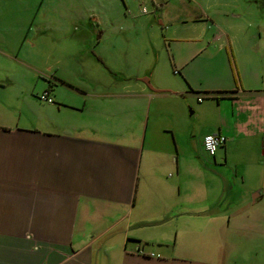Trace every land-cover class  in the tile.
Returning <instances> with one entry per match:
<instances>
[{"label": "crops", "instance_id": "crops-1", "mask_svg": "<svg viewBox=\"0 0 264 264\" xmlns=\"http://www.w3.org/2000/svg\"><path fill=\"white\" fill-rule=\"evenodd\" d=\"M262 7L264 0H0V264H219L215 251L178 255L180 238L211 228L226 244L233 226L264 223L213 213L191 177L182 190L183 175L198 167L210 179L220 174L225 189L253 176L241 201L264 209ZM150 31L160 43L150 44L149 62L142 36ZM218 41L222 53L209 49ZM165 47L187 82L173 92L185 102L178 116L148 93L168 77L157 68ZM137 48L146 62L133 61ZM215 61L224 63L217 72ZM90 62L109 67L108 88L97 89L102 77L87 71ZM46 91L53 102L40 98ZM200 92L208 100L197 96L198 105L215 115L205 135L227 141L197 167V142L182 121Z\"/></svg>", "mask_w": 264, "mask_h": 264}, {"label": "rangeland", "instance_id": "rangeland-1", "mask_svg": "<svg viewBox=\"0 0 264 264\" xmlns=\"http://www.w3.org/2000/svg\"><path fill=\"white\" fill-rule=\"evenodd\" d=\"M204 1H210V0H204ZM217 0H211V2H214ZM261 10H264V7L261 8ZM170 11H174L169 8V13H165L166 18H170L172 13ZM189 12V11H188ZM234 21H237L238 23L234 25H241L243 20H237L234 19ZM156 24L159 29H161V26L157 24L156 22H153V24ZM246 24V21H243L244 25ZM121 37V36H120ZM142 38H144L143 42L149 44L155 43L156 41L160 43V40H158L157 37H153V35L150 32H146L143 34ZM148 40V42H147ZM66 41V40H65ZM212 52H219L222 53L223 49L220 45V42L218 41L213 46L209 48ZM171 52L173 51L170 48ZM148 56L146 57V51L144 49H138L133 50V61L140 59L142 57L143 62L152 60L155 58V52L152 51L150 47V52H148ZM168 50L165 47L163 52V59L161 60L160 65L157 67L159 69L167 68L166 73L168 77H163L161 79H156V84L159 87H154L152 89H149L148 93L150 94V100L152 97L153 105L159 107L163 111L166 112V115H169L172 110L176 111L173 112V114L181 115L182 110L180 111V108L182 107V102L185 104L182 98L176 97L173 92L178 88L177 86H184L187 85V82L184 80L181 73H174V64L170 58L167 57ZM221 55V54H220ZM219 55V56H220ZM218 56V57H219ZM88 62V61H86ZM91 63V62H90ZM117 64L116 68H126L130 69V72H135L137 65L134 67H128L124 66L122 63H115ZM88 66V63L85 64L86 69L88 72H95L100 73L102 79H100V83L96 86L97 89H104L108 88L106 84L108 82L105 81V77H110V73L107 69H109L108 66L101 64L95 65L94 67ZM122 66V67H121ZM70 67V66H69ZM152 65L150 66L151 69ZM204 67L207 69V71L210 70V67L213 68V71L217 72L221 68L224 67V63L222 61H215L210 64V67L208 65H204ZM71 69L79 68L82 69V67H78V65H72L70 67ZM115 68V67H114ZM67 69V66H66ZM68 70V69H67ZM212 71V70H210ZM119 74V73H118ZM122 77V76H121ZM126 77H128L126 75ZM118 78L119 75H118ZM159 78V77H158ZM104 79V80H103ZM98 80V79H97ZM99 81V80H98ZM127 83V80H125ZM74 82L79 83L80 81L78 78L74 79ZM73 83V84H76ZM80 84L91 87L90 82H83ZM104 86V87H103ZM122 86H119L118 89H120ZM155 88L161 89L159 91H156ZM190 90V89H189ZM156 95V96H155ZM197 96H203L201 101L206 102L208 100V97L205 96L203 92L195 94V96L191 95L189 98L191 100L190 104L185 105L183 109V114L185 118L182 121L183 128H184V135L187 133H190L191 139L195 138L197 144H196V154H197V163L196 166H199L200 158L203 156L206 160L209 158V154L202 149L200 145V138L205 135V132L207 131V126L211 123V120L214 118V112H211L208 107L205 105L199 106V102L197 100ZM202 103V102H200ZM212 118V119H211ZM188 128H192V126L195 128V133H191ZM189 128V129H190ZM206 163V161H205ZM208 164V163H207ZM212 166L211 164H208ZM212 167H216V169H219L221 171H225L226 168H223L220 165L213 164ZM200 172V173H199ZM205 170H201L198 167V173H195L194 175H183V182H182V190H185V185L187 184L185 182V179L187 177H191V189L194 191L195 197L197 200L201 199H207L208 202H210L214 208L213 213L219 214L223 213L226 215L231 214V217L235 219L234 222L237 221V219H243V220H257V219H263L264 218V209H257L252 204H247L246 201H241V198L243 197V193L247 190H250L249 187H252L256 183V179L252 176L247 179V183L245 185H242L241 183H237L233 188L225 189L224 185L226 182H224V178L221 177L220 174H218V178L212 174L210 171H207L208 175L212 174V177H205L204 175ZM230 180H233L230 178ZM208 182L212 183V185H209ZM253 197V194H251ZM183 198V196H182ZM247 204V205H246ZM222 208L221 210H218ZM198 210V209H197ZM225 215H223L224 217ZM181 217H184L183 215ZM239 220V221H240ZM238 221V222H239ZM262 224V225H261ZM260 225H255L252 222H250L249 230L246 228H242L240 226H233L231 231L228 232L229 234V240L226 242L221 241L220 237L216 236V234L213 232L211 235H209V231L211 228L206 229L205 232L201 234H191L188 237H182L179 240V243L176 246V253L178 255H191L193 258H203L207 253H212L215 251L214 257L219 260V264H264V223H261ZM214 234V235H213ZM183 240V241H182Z\"/></svg>", "mask_w": 264, "mask_h": 264}, {"label": "built area", "instance_id": "built-area-1", "mask_svg": "<svg viewBox=\"0 0 264 264\" xmlns=\"http://www.w3.org/2000/svg\"><path fill=\"white\" fill-rule=\"evenodd\" d=\"M40 98L48 102H53V98L49 96L48 91L42 93ZM199 101L202 100V97L198 98ZM227 137L221 133H207L203 137V148L209 155H215L217 150L225 144Z\"/></svg>", "mask_w": 264, "mask_h": 264}]
</instances>
